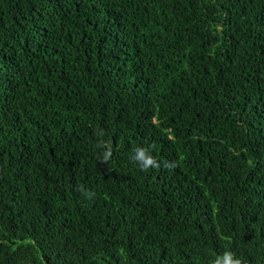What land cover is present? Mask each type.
<instances>
[{"label": "trees", "instance_id": "trees-1", "mask_svg": "<svg viewBox=\"0 0 264 264\" xmlns=\"http://www.w3.org/2000/svg\"><path fill=\"white\" fill-rule=\"evenodd\" d=\"M225 251L264 264V0H0V264Z\"/></svg>", "mask_w": 264, "mask_h": 264}, {"label": "clouds", "instance_id": "clouds-1", "mask_svg": "<svg viewBox=\"0 0 264 264\" xmlns=\"http://www.w3.org/2000/svg\"><path fill=\"white\" fill-rule=\"evenodd\" d=\"M104 152L102 154L101 162L107 163L112 157V148L110 145H104ZM133 160L138 164L142 171H148L152 168H160L161 164L150 154L148 148L137 147L134 149ZM164 167L169 170L177 167L176 162L165 161ZM84 196L91 200L95 196V193L92 191H87L84 189H80ZM212 264H243V261L236 257L231 251H225L222 255H218L214 258Z\"/></svg>", "mask_w": 264, "mask_h": 264}]
</instances>
